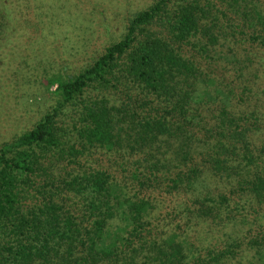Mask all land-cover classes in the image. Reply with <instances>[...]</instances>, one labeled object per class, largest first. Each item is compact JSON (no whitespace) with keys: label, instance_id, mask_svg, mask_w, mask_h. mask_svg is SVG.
<instances>
[{"label":"trees","instance_id":"16d2710c","mask_svg":"<svg viewBox=\"0 0 264 264\" xmlns=\"http://www.w3.org/2000/svg\"><path fill=\"white\" fill-rule=\"evenodd\" d=\"M33 5L0 0V102ZM36 77L57 99L0 150V264H264V0H157L78 75ZM96 149L150 165L141 189L186 188L190 227L153 233L151 201L110 173L62 174ZM206 225L224 240L202 256Z\"/></svg>","mask_w":264,"mask_h":264},{"label":"rangeland","instance_id":"374dc122","mask_svg":"<svg viewBox=\"0 0 264 264\" xmlns=\"http://www.w3.org/2000/svg\"><path fill=\"white\" fill-rule=\"evenodd\" d=\"M156 2L157 0H34L31 16L29 14L33 19V27L31 24L29 29L31 37L29 41L20 40L22 48L17 51L24 56V62L22 64V60L18 58L16 67L10 71L4 69V74L9 75L10 80H7L3 93L7 99L0 102V150L5 143H10L32 130L57 99V96L41 87L37 77L35 79L36 74L42 75L45 71H51L60 72L64 76L78 75L93 65L105 53L107 47L123 39L131 19L137 13ZM17 80L22 82L19 88L16 86ZM8 89L13 93L12 99L7 97ZM15 93H20L19 99H16ZM21 97L25 99L20 100ZM1 103L7 104L2 106ZM90 155L87 159L82 158L83 169L76 168V165L69 166L62 174H84L96 170L110 173L117 181L127 185L130 195H139L151 201L153 208L147 222L153 233L160 235L162 231H170L165 234L167 237L173 230L190 227L197 206L189 199L186 188L172 189V184L166 182L154 186L150 183L144 185L142 177V182H139L144 186L141 189L132 174L139 169V172L151 176L150 165L140 162L139 158L135 162H127L120 153L108 154L102 149H96ZM58 169L59 167H55L53 173H58ZM38 178L41 180L44 176L40 175ZM207 183L213 192H216V184L222 185L220 191L223 192L231 190V183L235 189L239 187L233 180L219 183L218 179L213 178ZM145 187L149 191L143 190ZM251 200L257 203L255 198H244L247 207ZM40 202L36 201L34 204ZM78 202L79 199L73 200V203ZM257 213H262L258 206ZM248 214L251 220L256 216L255 211ZM262 218L263 215L259 220L261 225H264ZM219 229L206 225L200 234L195 229L191 230L198 240L197 246L202 256L207 254L202 247L209 244L222 245L224 238L220 237H224L223 233L216 235ZM248 229L246 227V230ZM260 229L254 227L252 233L259 232ZM147 235L150 239L152 233ZM254 257L255 252H249L248 263Z\"/></svg>","mask_w":264,"mask_h":264}]
</instances>
